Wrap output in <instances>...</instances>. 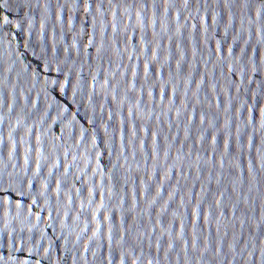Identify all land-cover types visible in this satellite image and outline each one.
<instances>
[{"label":"water","instance_id":"obj_1","mask_svg":"<svg viewBox=\"0 0 264 264\" xmlns=\"http://www.w3.org/2000/svg\"><path fill=\"white\" fill-rule=\"evenodd\" d=\"M0 264H264V0H0Z\"/></svg>","mask_w":264,"mask_h":264}]
</instances>
